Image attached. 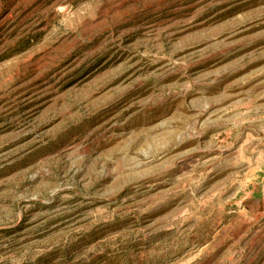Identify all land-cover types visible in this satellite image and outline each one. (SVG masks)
I'll use <instances>...</instances> for the list:
<instances>
[{
    "label": "rangeland",
    "instance_id": "1",
    "mask_svg": "<svg viewBox=\"0 0 264 264\" xmlns=\"http://www.w3.org/2000/svg\"><path fill=\"white\" fill-rule=\"evenodd\" d=\"M0 264H264V0H0Z\"/></svg>",
    "mask_w": 264,
    "mask_h": 264
}]
</instances>
